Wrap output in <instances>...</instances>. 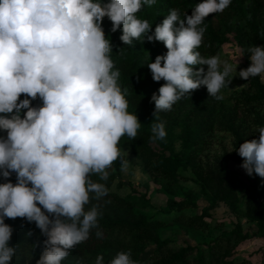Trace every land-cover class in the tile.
<instances>
[{"label": "clouds", "instance_id": "9594fccd", "mask_svg": "<svg viewBox=\"0 0 264 264\" xmlns=\"http://www.w3.org/2000/svg\"><path fill=\"white\" fill-rule=\"evenodd\" d=\"M155 2L0 0V130L6 131L0 137V176L16 174L15 184L7 179L0 183V264H11L16 254L8 243L13 229L5 218L34 221L46 237L36 264H61L89 239L92 229L98 238L102 235L101 205L92 201H101L109 189L91 177L107 181L113 162L124 163L119 141L125 135L135 139L141 127L137 115L128 111L127 89L118 84L120 71L102 27L105 17L112 32L122 27L124 45L146 37L167 49L147 64L152 79L164 81L151 96L154 116L170 111L201 85L209 96L224 98L221 90L236 75L238 61L233 66L197 49L206 31L205 17L222 13L231 0H201L183 18L172 9L151 31L152 24L137 13ZM248 53L250 65L238 72L245 80L264 74V45L251 46ZM197 65L207 67H193ZM22 94L26 98L20 99ZM37 97L42 105L34 107L31 100ZM256 133L258 138L235 150L249 176L264 178V127ZM151 134L153 141L163 140L164 123H154ZM94 264H105L104 256L97 255ZM107 264L138 262L128 250Z\"/></svg>", "mask_w": 264, "mask_h": 264}, {"label": "rangeland", "instance_id": "374dc122", "mask_svg": "<svg viewBox=\"0 0 264 264\" xmlns=\"http://www.w3.org/2000/svg\"><path fill=\"white\" fill-rule=\"evenodd\" d=\"M252 5L246 0L241 13L233 14L227 7L222 13L209 14L214 26L221 27L223 35L215 53H206L204 57L219 56L233 66L238 61L237 73L228 87L221 90L222 100L209 96L206 86L201 85L190 96L182 97L180 104L177 101L162 119L167 135L161 142L150 139L151 124L146 110L136 89L126 82L130 70L126 58L120 62L118 57L110 55L115 69L120 71L118 84L122 91L127 89L128 111L137 115L141 127L135 139L125 135L119 141L118 147L124 153L123 165L120 159L113 162L107 169V181H99L96 174L91 177L105 183L109 189L101 201H92L101 205L103 215L98 218L99 226L104 223L109 234L104 232L89 249H79L77 245L61 264H94L100 254L107 264L118 252L128 250L137 262L146 260L149 264H159L163 260L148 241L149 232H136L130 227L141 218L153 223L152 230L160 239L169 240V260L172 259L173 264H264V236L256 225L259 204L264 205V178L255 173L249 176L241 167L243 158L238 160L240 156L235 150L240 143L238 137L242 143L258 138L256 129L264 127V98L258 97V86L253 81L238 75L240 69H246L251 63L248 48L264 45L250 39L252 29L247 19ZM239 28L245 32V48L234 37ZM132 46L138 48L141 56L151 48L146 37L134 40ZM256 78L264 91V74ZM149 83L156 86L152 77ZM31 105L40 106L42 100L36 98ZM217 165L235 187L233 210L214 194L207 179L209 171ZM6 179L15 184L16 174L8 178L0 176V183ZM206 195L214 201L211 208L207 207ZM186 198H190L194 206L170 210L172 201ZM11 228L9 246L26 242V251L19 254L16 249L12 264H36L46 237L34 221L16 223ZM92 231L96 234L97 229ZM219 236L228 240V246L220 253L214 250L215 238ZM188 246L192 249L181 257Z\"/></svg>", "mask_w": 264, "mask_h": 264}, {"label": "trees", "instance_id": "16d2710c", "mask_svg": "<svg viewBox=\"0 0 264 264\" xmlns=\"http://www.w3.org/2000/svg\"><path fill=\"white\" fill-rule=\"evenodd\" d=\"M246 0H231L230 5L228 6L231 13L236 14L237 12H242V4ZM250 3H253L251 7V13L247 19L248 25L250 26V29H252L250 36V39L254 40L257 39L261 43L264 44V0H248ZM104 2H107V0H104ZM201 0H156L155 4L152 6L144 5L141 10L137 13L138 18L141 19H147L150 24H152L151 31H154L155 26L160 24L162 20L169 14V11L172 9L178 10V12L181 15V18H183L184 14L187 13L188 15H191L192 9L196 6V4L200 3ZM233 10V11H232ZM223 24V23H222ZM204 25H206V31L204 33L203 42L202 45L197 49L201 53L202 56H205L206 53H215L217 50L219 44L222 40V29L217 28L213 24L212 18L208 15L205 17ZM102 27L105 33V36L110 40V43L112 44V53L111 56H115L116 58H119L120 62L124 61V58H126V65L130 69L126 76V82L134 87L136 89V92L138 93L140 100L142 102L143 108L146 110L147 118L150 121L151 127L154 123L162 122V119L164 115L166 114V111H161L157 115H153L155 111V105L154 102L151 101V96L154 92L158 93L159 87L164 83L163 80L156 82V86H152L149 83L150 77H152V74L147 66L148 63L155 60V57L157 55H164L167 52L166 47L162 42H150L151 48L145 52V56H141V52H139L138 48H135V46H128L124 45L122 41L119 39V37L122 34V27L121 29H118L116 32L111 31V21L105 17L102 21ZM151 34V33H150ZM247 35V33H246ZM235 39L238 42V44L245 48L246 42H245V32L242 30V28L236 29L235 33ZM121 47V48H120ZM120 48V49H119ZM194 68L202 67L200 65L193 66ZM247 68V67H246ZM132 74V75H131ZM251 81H253L254 85L258 86V97L264 98V91L263 87L260 85L258 79L256 77L250 78ZM257 97V98H258ZM26 98L24 94L20 96V99ZM39 98V97H37ZM31 99V98H29ZM35 100V99H34ZM34 100H31L34 101ZM180 104L182 101L178 100ZM2 115V114H0ZM4 130H0V137H6L4 136ZM157 142H161V140H156ZM238 141L240 142L239 145L242 143L241 138L238 137ZM239 147V146H238ZM238 160L241 159V157L237 158ZM208 181L210 182V186L213 187L214 194L230 209L233 210L235 208L236 204V192L235 187L231 182L230 177L224 172L220 166L217 165L214 169H211L209 171V174L207 176ZM125 184H127L125 182ZM144 197V194H142ZM206 199L208 202V208H211L213 206V199L206 195ZM39 206V205H38ZM182 206H194V203L190 200V198H186L185 200L180 201H172L170 203V210L173 208H181ZM42 208V206H40ZM206 208H203V211H205ZM43 211V208H42ZM258 218H257V227L261 231L262 235L264 236V205L259 204V212H258ZM10 218H5V223L10 225L11 227H14L17 223H23L27 222L25 218L17 217L15 219H12V224L9 223ZM153 223L149 222L146 218H141L136 222H133L130 224V227L132 230L136 232H149L148 234V241L150 244L154 245V251L157 253L158 257L161 258L163 261L159 264H173V260H169V257L171 256L170 247L168 246V239H160L156 233L152 230ZM100 228L98 229L102 235L108 232V227L104 226V223H102ZM238 233L240 232V228H237ZM98 237L96 234L90 232V237L88 240L82 242L79 244V249H86L93 247L97 241ZM11 241V239H10ZM10 241L8 243H10ZM226 246H228V240L223 239L221 236L215 238L214 241V250L216 252H221L222 249H224ZM15 249H17V252L19 254L24 253L26 251V242H17L15 245H13ZM192 247L188 246L187 250L183 251V254H181V257L186 256L189 250H191ZM183 255V256H182ZM15 258V255L13 256ZM12 258V259H13ZM12 264V261H11ZM138 264H149L146 260H140L138 261Z\"/></svg>", "mask_w": 264, "mask_h": 264}]
</instances>
